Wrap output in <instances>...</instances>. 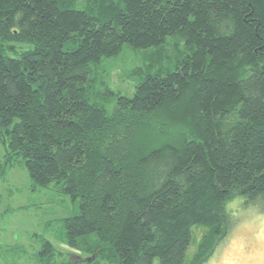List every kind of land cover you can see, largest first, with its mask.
<instances>
[{
	"label": "trees",
	"instance_id": "trees-1",
	"mask_svg": "<svg viewBox=\"0 0 264 264\" xmlns=\"http://www.w3.org/2000/svg\"><path fill=\"white\" fill-rule=\"evenodd\" d=\"M0 19L32 46L0 49V178L19 166L33 191L79 203L63 240L88 261L58 262L43 240V264H205L229 202L264 211V0H0ZM169 36L191 52L133 71L132 95L94 74Z\"/></svg>",
	"mask_w": 264,
	"mask_h": 264
},
{
	"label": "rangeland",
	"instance_id": "rangeland-1",
	"mask_svg": "<svg viewBox=\"0 0 264 264\" xmlns=\"http://www.w3.org/2000/svg\"><path fill=\"white\" fill-rule=\"evenodd\" d=\"M32 48L27 43H17L0 36V49L9 57H18ZM191 52L183 39L169 36L159 47L134 50L124 45L119 55L108 58L101 70L94 74L105 75L109 85L117 93L132 95L137 79L130 74L138 68L151 73L167 72ZM115 101L107 106L109 113ZM5 154L0 145V162ZM32 179L26 169L19 166L9 169L0 178V264H43L39 254L43 240L50 241L57 254V261L76 263L88 261L79 251L64 244V219L79 213V203L63 195L54 185L47 189L32 190ZM227 211L235 221L228 236L217 247L205 264H264V211L259 206H245L243 198L227 204ZM207 229L194 227L190 256L197 251L198 244ZM62 253V258L59 256ZM158 261L156 260V264Z\"/></svg>",
	"mask_w": 264,
	"mask_h": 264
},
{
	"label": "clouds",
	"instance_id": "clouds-1",
	"mask_svg": "<svg viewBox=\"0 0 264 264\" xmlns=\"http://www.w3.org/2000/svg\"><path fill=\"white\" fill-rule=\"evenodd\" d=\"M220 264H227V262H225V261H221Z\"/></svg>",
	"mask_w": 264,
	"mask_h": 264
},
{
	"label": "water",
	"instance_id": "water-1",
	"mask_svg": "<svg viewBox=\"0 0 264 264\" xmlns=\"http://www.w3.org/2000/svg\"><path fill=\"white\" fill-rule=\"evenodd\" d=\"M0 31H1V19H0Z\"/></svg>",
	"mask_w": 264,
	"mask_h": 264
}]
</instances>
